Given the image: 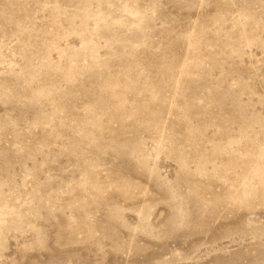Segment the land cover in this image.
<instances>
[{"label": "rangeland", "instance_id": "374dc122", "mask_svg": "<svg viewBox=\"0 0 264 264\" xmlns=\"http://www.w3.org/2000/svg\"><path fill=\"white\" fill-rule=\"evenodd\" d=\"M0 264H264V0H0Z\"/></svg>", "mask_w": 264, "mask_h": 264}]
</instances>
